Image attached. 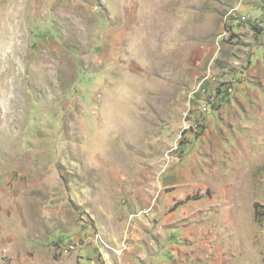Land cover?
<instances>
[{"label":"rangeland","instance_id":"rangeland-1","mask_svg":"<svg viewBox=\"0 0 264 264\" xmlns=\"http://www.w3.org/2000/svg\"><path fill=\"white\" fill-rule=\"evenodd\" d=\"M0 261L264 264V0H0Z\"/></svg>","mask_w":264,"mask_h":264},{"label":"built area","instance_id":"built-area-1","mask_svg":"<svg viewBox=\"0 0 264 264\" xmlns=\"http://www.w3.org/2000/svg\"><path fill=\"white\" fill-rule=\"evenodd\" d=\"M238 20L240 21V23L242 22H245L246 21V17L244 16H240V18H238ZM225 34L221 35L222 37L224 36ZM96 240L99 241V243L104 246L105 248L108 249V246L102 241V239L100 238L99 235H96Z\"/></svg>","mask_w":264,"mask_h":264},{"label":"crops","instance_id":"crops-1","mask_svg":"<svg viewBox=\"0 0 264 264\" xmlns=\"http://www.w3.org/2000/svg\"><path fill=\"white\" fill-rule=\"evenodd\" d=\"M182 260V259H181ZM4 262H7V261H0V264H6V263H4ZM185 262V261H184Z\"/></svg>","mask_w":264,"mask_h":264}]
</instances>
